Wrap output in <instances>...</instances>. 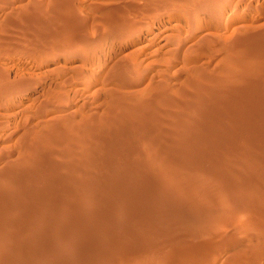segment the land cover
Returning a JSON list of instances; mask_svg holds the SVG:
<instances>
[{
	"label": "rangeland",
	"instance_id": "374dc122",
	"mask_svg": "<svg viewBox=\"0 0 264 264\" xmlns=\"http://www.w3.org/2000/svg\"><path fill=\"white\" fill-rule=\"evenodd\" d=\"M215 2L210 0H200L199 3L197 0H0V219L8 223L5 228L4 222L0 220L3 223H0V264H264L262 198L264 183L261 181L264 180L262 177L264 167L255 168L258 170L253 173L250 160L230 153L225 148L227 159L226 155L224 158V152L222 155L220 151L214 150L218 147L213 148L220 142L225 143V140H218L220 137L218 134H223L221 125L224 126L223 128L228 126L229 130L223 129L228 132L230 129L234 130L237 125H243V116L246 119L248 112L254 114L258 110L264 111V0H216ZM198 4L200 8L196 7ZM212 9L220 12V16L213 19ZM242 97L246 98L245 102H249H246L247 105L240 104L241 99L242 102L244 101ZM214 99L218 101L217 103L222 102V109L224 110L225 107V111L221 109V105L215 103ZM209 100L212 101V105L216 104L213 105L215 108L212 106L214 118H206L201 115L202 113L199 115L205 110V106H208ZM256 102L261 104V107ZM225 103L229 106L233 104V108L237 110L230 109L232 106L227 108V105H223ZM244 106L251 107L248 109ZM216 109L221 110L219 111L221 114L228 111L226 119L224 115L219 116ZM242 109L245 112L242 113ZM230 110L234 112L235 119L229 118ZM196 112L198 115H195ZM236 114L240 115L237 119ZM218 116L227 126L221 124L223 121L219 124ZM212 119L218 126L213 124ZM206 120L210 122L207 123L208 126ZM244 122L246 123L247 119ZM182 123L183 126L192 123L206 127H211L210 124H213L212 128L216 126L215 129L219 132L214 134L216 138L213 139L212 134L213 137L204 140V143H207L205 145L201 142L202 138L198 137L199 134L198 136H191L188 133L179 135L178 130ZM261 123L263 124L264 120ZM261 123L259 124L262 127L264 124ZM230 124L232 127L229 126ZM261 129L264 130V127ZM164 130L168 135H163ZM246 134L243 135L246 139L242 140L244 145H248L247 140L252 142L251 144L254 139L256 141L254 143L261 140L256 133L254 135L249 131ZM249 134L254 136L252 140ZM227 135L228 133L225 136ZM171 136L172 138L169 139ZM222 136L221 140L225 138ZM197 137L200 141H197L199 140ZM243 137L237 136L236 139L239 138L241 141ZM103 139L106 140L102 141ZM186 143H189V146L193 145L191 155L210 148L213 150L210 156H213V153L216 155L208 158L206 165L202 164L203 166L200 163L186 164L185 157H181L186 154L183 153ZM208 143L213 144L210 147ZM180 144L182 146H179ZM176 149L179 152H176ZM163 152L170 155L172 153L173 157L166 156V153L162 154ZM158 154L159 156H156ZM221 156L224 159H221ZM173 158L178 159L173 160ZM178 163L180 165L177 166ZM247 163L250 165L248 166ZM232 164L238 166L237 168L240 164L239 169H242L237 179H235L237 168L232 167ZM139 169L140 172H144V177L136 179V182L142 185L139 194H144L147 187L159 186L157 190L160 201L169 200L170 204L166 202L172 213L174 211L178 216H182L183 221L185 216V221L194 222L170 226L165 219L158 220V217L154 218L151 215L153 220L144 218L147 221L143 220L139 224L140 228L146 225V228H143L149 233L141 234L136 232L134 223L122 214L116 216L121 220L120 228L119 220L111 215L112 205L109 200L115 194L108 187H113L118 183L116 181L122 179H133L132 175L127 176L129 179L126 176L123 178L122 175L124 172L130 173L129 171L133 174ZM227 169H233V172L230 173L231 171ZM197 171L202 172L200 175L205 172V175L198 179L200 175ZM215 171L218 172V177L223 175L219 181ZM180 172L185 174L191 172L196 178H190L191 175L190 177L185 175L180 181L166 178L167 175H178ZM225 172H229L228 179H226L227 175L223 174ZM245 172L253 174L246 175ZM232 174L233 177L235 176L231 178V180L235 179L232 180L233 182L230 180ZM243 176L246 180L250 177L251 181L258 180L257 184L255 185L254 181L251 183L249 179L246 182ZM209 177L213 178L214 185L211 183L207 188L202 182L207 184ZM238 177L243 179L238 180ZM225 181L228 184L227 190H225V185L227 186ZM216 182H219L220 186H215L218 185ZM222 182L224 185L221 184ZM221 185L224 186V190ZM229 185L232 187L231 191ZM241 185H246L243 190ZM216 187L219 189L218 192ZM220 187L223 195L222 190L221 194L219 193ZM256 190L260 193L259 196L256 195L258 194ZM229 191H233L230 193L232 195L227 193ZM219 194L222 195L221 199ZM226 194L229 196L226 197ZM253 195L258 197L254 199L251 197ZM97 197L101 198L98 200ZM139 197L138 193L130 192L124 195L122 199L124 202H121L124 207L130 208ZM177 199H181V202L178 203ZM191 199L196 201L197 209ZM182 200H185V203ZM99 201L105 203L104 206L99 204ZM40 203L43 206L47 205L48 207L45 208L48 210L42 209ZM133 207H136V204ZM200 209L203 211L201 212ZM259 209L257 214L256 211ZM66 211H71L72 214ZM60 212L65 214L62 225L67 230L59 229L60 232L53 234L49 241L45 229L52 227L55 213L60 215L58 214ZM199 215H201L200 219ZM124 216L128 220L125 223ZM196 216L198 218H195ZM154 219H157V223ZM196 219H199V223L195 222ZM35 220L38 221L39 227L32 225ZM112 221L115 223L113 227ZM129 221L134 228L128 224ZM162 221L165 222V226L169 223L170 227H165ZM258 221L261 222V227ZM143 222L146 224L144 225ZM128 225L132 227L130 230L133 234L127 230ZM75 227L79 229L76 230ZM81 229L89 233L85 236L80 232ZM169 232L172 234L175 232L174 236ZM59 233L65 234L69 240L65 243L60 242ZM174 237L177 240L173 239ZM109 238L115 239L117 243L114 244L115 242ZM97 240L99 242L96 243ZM52 242L56 245L54 248L51 247ZM120 242L123 244L118 246ZM110 243L113 247H110L112 245ZM45 255L50 256L48 258Z\"/></svg>",
	"mask_w": 264,
	"mask_h": 264
},
{
	"label": "bare ground",
	"instance_id": "6f19581e",
	"mask_svg": "<svg viewBox=\"0 0 264 264\" xmlns=\"http://www.w3.org/2000/svg\"><path fill=\"white\" fill-rule=\"evenodd\" d=\"M191 1H192V0H191ZM194 1H195V0H194ZM210 1L215 2L216 0H210ZM197 2L199 3L200 0H199V1L197 0ZM203 2L205 3L206 1H203ZM203 2H202V3H203ZM187 3H188V2H187ZM192 3H194V2H192ZM204 3H203V4H204ZM215 3H217V2H215ZM218 3H219V1H218ZM189 4H191V2H190ZM195 4H196V3H195ZM200 4H201V3H200ZM191 6H192V5H191ZM191 6H189V7H191ZM249 6H250V5H249ZM196 7H199V8H200V5L198 4V6H196ZM192 8H194V6H192ZM197 10H198V9H197ZM200 10H201V9H200ZM202 10H203V9H202ZM195 12H196V11H195ZM199 12H201V11H199ZM203 12H204V11H203ZM206 13H207V12H206ZM210 14H211V13H210ZM60 15H61V14H60ZM202 15H203V14H202ZM202 15H201V16H202ZM208 16H210V15H208ZM219 16H220V12H216L215 9H212V18L214 19L215 17H219ZM43 17H44V16H43ZM210 17H211V16H210ZM34 19H35V18H34ZM242 22H243V21H242ZM255 40H256V39H255ZM257 42H258V41H257ZM258 44H259V43H258ZM256 45H257V44H256ZM239 66H240V65H239ZM245 67H246V66H245ZM252 68H253V67H252ZM234 69H235V68H234ZM238 70H239V69H238ZM233 72H234V71H233ZM229 74H230V73H229ZM247 74H248V73H247ZM222 75H223V73H222ZM257 77H258V76H257ZM236 78H237V77H236ZM201 80H202V79H201ZM232 80H233V79H232ZM237 80H238V79H237ZM220 81H221V80H220ZM234 81H235V80H234ZM246 84H247V83H246ZM246 84H245V85H246ZM226 85H227V84H226ZM224 87H225V86H224ZM236 87H237V86H236ZM243 88H244V87H243ZM252 88H256V87H252ZM257 88H258V87H257ZM213 89H214V88H213ZM216 89H218V88H216ZM226 89H227V88H226ZM239 89H240V88H239ZM246 89H247V88H246ZM157 91H158V90H157ZM223 91H224V89H223ZM232 91H233V90H232ZM236 91H237V90H236ZM245 91H246V90H245ZM247 91H248V90H247ZM215 92H216V91H215ZM219 92H220V91H219ZM228 92H229V91H228ZM234 92H235V91H234ZM250 92H251V91H250ZM216 93H217V92H216ZM235 93H236V92H235ZM246 93H247V92H246ZM260 93H261V92H260ZM165 94H166V93H165ZM212 94H215V93L212 92ZM219 94H220V93H219ZM256 94H257V93H256ZM238 95H239V92H238ZM206 96H207V95H206ZM214 96H215V95H214ZM214 96H213V97H214ZM241 96H243V95H241ZM248 96L250 97V95H248ZM251 96H252V95H251ZM199 97H201V96H199ZM231 97H232V96H231ZM233 97H234V96H233ZM245 97H246V96H245ZM168 98H169V97H168ZM196 98H197V97H196ZM206 98H208V97H206ZM206 98H205V99H206ZM223 98H224V97H223ZM242 98H243V97H242ZM251 98H252V97H251ZM260 98H261V97H260ZM160 99H161V98H160ZM162 99H163V98H162ZM216 99H217V98H216ZM231 99H232V98H231ZM243 99H244V101L242 102V99H241V103H240V104H242V106L245 105L246 102H247V101L245 102L246 98H243ZM263 99H264V98H263ZM201 100H202V98H201ZM203 100H204V99H203ZM203 100H202V101H203ZM206 100H207V99H206ZM206 100H205V101H206ZM210 100H212V97L210 98ZM210 100H209V101H210ZM214 100H215V99H214ZM217 100H218V99H217ZM220 100H221V99H220ZM226 100H227V99H226ZM209 101H208V102H209ZM255 101H256V100H255ZM203 102H204V101H203ZM217 102H218V101H217ZM217 102H216V100H215V103H216L217 105L219 104V106H220L221 103H222L221 101H220V103H217ZM260 102H262V101H260ZM215 103H214L213 105H216ZM230 103H231V101H230ZM247 103H249V102H247ZM257 103H258V102H256V104H257ZM192 104H193V103H192ZM207 104H208V106L206 105V106H205V110H202V111L199 113V115L202 113V114H201L202 116H205L206 118H208V117L211 118V117H213V115H212V110H214V109L212 108V106H213V105H212V101H210V103H207ZM240 104H239V105H240ZM250 104H251V103H250ZM254 104H255V103H254ZM263 104H264V102H263ZM140 105H142V104L140 103ZM189 105H190V104H189ZM223 105H225V106L227 105V108H228V106H229V105L226 104V103L223 104ZM232 105H233V104H232ZM232 105H230V106H232ZM246 105H247V104H246ZM251 105H252V104H251ZM258 105H259V103H258ZM258 105H256V106H257L258 108H260V107H261V106H260L261 104L259 105L260 107H259ZM130 106H131V105H130ZM174 106H175V105H174ZM181 106H182V105H181ZM230 106H229V107H230ZM242 106H241V107H242ZM256 106H255V107H256ZM121 107H122V106H121ZM190 107H191V106H190ZM195 107H197V106L195 105ZM195 107H193V108H195ZM213 107H214V106H213ZM233 107H234V106L230 107V109H232ZM236 107H237V105H236ZM244 107H245V106H244ZM246 107H248V106H246ZM246 107H245V108H246ZM250 107H251V106H250ZM250 107H248V109H249ZM253 107H254V106H253ZM255 107H254V108H255ZM263 107H264V106H263ZM125 108H126V107H125ZM184 108H185V107H184ZM214 108H215V107H214ZM216 108H217V107H216ZM239 108H240V107H239ZM245 108H243V109L245 110ZM168 109H169V108H168ZM175 109H176V108H175ZM187 109H188V108H187ZM198 109H200V108H198ZM202 109H203V108H202ZM221 109H222V105H221ZM234 109H236V108H233V110H234ZM240 109H241V108H240ZM243 109H242V113L245 112V111H243ZM252 109H253V108H252ZM263 109H264V108H263ZM116 110H117V109H116ZM155 110H156V109H155ZM182 110H183V108H182ZM185 110H186V109H185ZM191 110H193V109H191ZM194 110H195V109H194ZM200 110H201V109H200ZM222 110H223V109H222ZM226 110H229V109H226ZM236 110H237V109H236ZM236 110H235V111H236ZM253 110H254V109H253ZM195 111H196V110H195ZM219 111H221V110H219ZM219 111H217V109H216V112H219ZM223 111H225V107H224V110H223ZM246 111H250V110H247V109H246ZM251 111H252V110H251ZM251 111H250V112H251ZM142 112H143V111H142ZM164 112H165V111H164ZM198 112H199V111H198ZM227 112H228V111H227ZM227 112H223V114H221V113L219 112V113H217V114H220L219 116H221V115L223 116V115H224V117H225V119H226V116H227L226 113H227ZM124 113H125V112H124ZM155 113H156V112H155ZM158 113H159V112H158ZM181 113H182V112H181ZM190 113H191V112H190ZM214 113H215V112H214ZM224 113H225V114H224ZM230 113H231V116L229 115L230 117H229V116H228V117H229L230 119H231V118H234V119H235L234 112H233L232 110H230ZM235 113H236V112H235ZM252 113H253V112H252ZM255 113H256V114H255ZM255 113H254V114H251V113L249 114V112H248V114H247L246 117H245V118L247 119V122H246V123L244 122V121H246V119H244V116H243V120H242V121H243V125H240V126L237 125L238 127L235 126V127H234L235 129H234V130H233V129H230V131L233 130L231 133H230V131H228V132H227V131H226V132L224 131L225 128L228 129V128H227L228 126L226 125V122L223 121L222 119H220V117L218 116V117H219L218 119L220 120V121L218 120V121H219V124L221 123V121H223V123H221V124L227 126V127H225V128H223L224 126H222V125L220 126V129L222 128V131H221V132L223 133V134H222L223 136H225L226 133H228V135L225 136V138H224L223 140H221L222 138L220 139V137H221L222 135L218 134L219 131H217V129H215L216 126H214V128H212V127H213V126H212L213 124H216V125H217V123H214L215 121H213V119H212L213 124H210L211 127L200 126V125H196V124L193 125L192 123L188 124L189 126H188V125H187V126H186V125L183 126V123H182V126H180V128H179V130H178V133H179V135H184V134H187V133H188V134H190L191 136H192V135H196V136H198V134H199L200 136H198V137L202 138L203 141L201 140V142H202L203 144H205V145H207V143H206V142L204 143V140H206V139L208 140V138L213 137L214 134L217 133L218 136H220L218 140H219V141H224V140H225L226 145H225L224 142H222V143L220 142V143H218V145L221 144V146H220V145H219V146H218V145L214 146L213 148L218 147V148H215L214 150H215V151H216V150H217V151H220V153L222 154V152H224V151L226 152V150H225V148H226L230 153H235V154L241 155L242 157H244V159L246 158V159L250 160L251 163H252L250 167L253 168V170H254L253 173H255V171H257V170L259 169L260 166H261V167H262V166L264 167V138H263L264 135H262V133L264 134V130L261 129L262 127H264V125H263L264 123H263V124L261 123V122H263V120H264V111H259V110H258V111H255ZM118 114H119V113H118ZM196 114L198 115L197 112L195 113V115H196ZM217 114L215 115L216 117H217ZM238 114H239V113H238ZM245 114H246V113H245ZM245 114H243V115H245ZM109 115H110V114H109ZM145 115H146V114H145ZM177 115H178V114H177ZM187 115H188V114H187ZM187 115H186V116H187ZM236 115H237V114H236ZM178 116H179V115H178ZM238 116H240V115H237L236 119L238 118ZM112 117H113V116H112ZM188 117H189V115H188ZM188 117H187V119H188ZM205 117H203V118L205 119ZM224 117H223V118H224ZM228 117H227V118H228ZM148 118H149V117H148ZM182 118H183V117H182ZM182 118H181V119H182ZM193 118H195V117H193ZM210 118H209V119H210ZM213 118H214V117H213ZM241 118H242V117H241ZM241 118H240V119H241ZM103 119H104V118H103ZM134 119H135V118H134ZM179 119H180V118H179ZM209 119H208V120H209ZM215 119H217V118H215ZM230 119H229V120H230ZM59 120H60V119H59ZM111 120H112V119H111ZM192 120H193V119H192ZM208 120H206V124H207V123H210ZM229 120H228V121H229ZM107 121H108V120H107ZM126 121H127V120H126ZM164 121H165V120H164ZM194 121H195V120H194ZM207 121H208V122H207ZM210 121H211V119H210ZM226 121H227V120H226ZM235 121H237V120H235ZM240 121H241V120H240ZM240 121H239V124H240ZM103 122H104V121H103ZM152 122H154V121H152ZM174 122H175V121H174ZM174 122H173V123H174ZM180 122H181V121H180ZM184 122H185V121H184ZM190 122H191V120H190ZM200 122H201V121H200ZM203 122H204V120L202 121V123H203ZM216 122H217V120H216ZM230 122H231V121H230ZM232 122H233L232 124H233V126H234V121H232ZM129 123H130V122H129ZM140 123L142 124V122H140ZM178 123H179V122H178ZM178 123H177V124H178ZM244 123H245V124H244ZM259 123H261V125H263V126L261 127ZM132 124H133V123H132ZM132 124H131V125H132ZM141 124H140V125H141ZM143 124H144V122H143ZM148 124H149V123H148ZM184 124H186V123H184ZM199 124H200V123H199ZM204 124H205V123H203V125H204ZM232 124H230L229 126L232 127ZM235 124H238V123H235ZM97 125H98V124H97ZM208 125H209V124H207V126H208ZM111 126H112V125H111ZM123 126H124V125H123ZM144 126H145V125H144ZM217 126H218V125H217ZM88 127H89V126H88ZM145 127H146V126H145ZM162 127H163V126H162ZM165 127H166V126H165ZM171 127H172V125H171ZM173 127H174V126H173ZM105 128H106V127H105ZM120 128H121V127H120ZM132 128H133V127H132ZM142 128H143V126H142ZM155 128H156V127H155ZM168 128H169V127H168ZM175 128H176V127H175ZM111 129H112V128H111ZM124 129H125V127H124ZM139 129H140V128H139ZM139 129H138V131H139ZM171 129H172V128H171ZM212 129H213V130H212ZM218 129H219V127H218ZM223 129H224V130H223ZM107 130H108V129H107ZM141 130H143V129H141ZM150 130H151V129H150ZM155 130H156V129H155ZM157 130H159V129H157ZM168 130H169V129H168ZM190 130H191V131H190ZM228 130H229V129H228ZM117 131H118V130H117ZM134 131H135V130H134ZM152 131H153V130H152ZM164 131H165V130H164ZM174 131H175V130H174ZM174 131H173V132H174ZM176 131H177V130H176ZM215 131H217V132H215ZM249 131H251L252 134H254V135H255V133H256V136H257V134H258V137L261 138V140L258 142V140L256 139V140H257V143H254V141H255V139H254L253 144H251L252 142H248L249 140H247L246 144L248 143V145H244L243 141L246 139V137H243V135L246 134V133H248ZM141 132H143V131H141ZM146 132H147V131H146ZM221 132H220V133H221ZM64 133H65V132H64ZM104 133H105V132H104ZM129 133H130V132H129ZM148 133H151V132H148ZM165 133H166V131H165ZM165 133L163 134L164 136H165V135H168L167 133H166V134H165ZM174 133H177V132H174ZM178 133H177V134H178ZM50 134H51V133H50ZM87 134H88V133H87ZM118 134H119V133H118ZM133 134H134V133H133ZM135 134H136V133H135ZM135 134H134V135H135ZM138 134H139V133H138ZM141 134H142V133H141ZM141 134H139V135H141ZM143 134H144V133H143ZM169 134H170V133H169ZM212 134H213V136H212ZM224 134H225V135H224ZM252 134H251V135H252ZM62 135H63V134H62ZM103 135H104V134H103ZM106 135H107V134H106ZM136 135H137V134H136ZM163 135H162V136H163ZM170 135H171V134H170ZM179 135H177V136H179ZM246 135H248V134H246ZM249 135H250V134H249ZM251 135H250V136H251ZM260 135H261V137H260ZM79 136H80V134H79ZM82 136H83V135H82ZM97 136H98V135H97ZM99 136H100V135H99ZM119 136H120V135H119ZM119 136H118V137H119ZM153 136H154V135H153ZM156 136H158V135L156 134ZM162 136H161V137H162ZM172 136H173V135H172ZM172 136H171L169 139H171ZM174 136H176V135H174ZM196 136H194V139H195ZM223 136H222V137H223ZM237 136H238V137H243L244 139L241 138V141H239V140H240L239 138L236 139ZM244 136H245V135H244ZM51 137H52V136H51ZM102 137H103V136H102ZM113 137H114V136H113ZM131 137H132V136H131ZM131 137H130V138H131ZM136 137H137V136H136ZM141 137H142V136H141ZM180 137H181V136H180ZM180 137H179V139H180ZM187 137H188V135H187ZM187 137H186V138H187ZM198 137H197V139H199ZM248 137H249V136H248ZM66 138H67V137H66ZM72 138H74V137H72ZM105 138H106V137H105ZM148 138H149V137H148ZM153 138H154V137H152V139H153ZM214 138H216V137L214 136L213 139H214ZM249 138H250V139H251V138L253 139L254 136H253V137L251 136V137H249ZM259 138H258V139H259ZM54 139H55V138H54ZM86 139H87V138H86ZM88 139H89V138H88ZM91 139H92V138H91ZM99 139H100V138H99ZM115 139H116V138H115ZM121 139H122V138H121ZM133 139H134V138H133ZM133 139H132V140H133ZM140 139H141V138H140ZM155 139H156V138H155ZM173 139H174V138H173ZM197 139H196V140H197ZM247 139H248V138H247ZM252 139H251V140H252ZM75 140H76V139H75ZM95 140H96V139H95ZM104 140H106V139H103L102 141H104ZM141 140H142V139H141ZM166 140H167V139H166ZM190 140L192 141V139H190ZM210 140H211V139H210ZM242 140H243V141H242ZM251 140H250V141H251ZM70 141H71V140H70ZM82 141H83V140H82ZM98 141L100 142V140H98ZM109 141H110V140H109ZM133 141H134V140H133ZM133 141H132V142H133ZM173 141H174V140H173ZM182 141H183V140H182ZM197 141H200V139L197 140ZM211 141H212V140H211ZM233 141H235V142H233ZM86 142H87V141H86ZM107 142H108V141H107ZM114 142H115V141H114ZM128 142H129V141H128ZM128 142H127V143H128ZM137 142H138V141H137ZM142 142H143V141H142ZM166 142H167V141H166ZM166 142H164V143H166ZM183 142L185 143L186 141H183ZM183 142H182V143L180 142V143L183 144ZM188 142H189V140H188ZM201 142H200V143H201ZM255 142H256V141H255ZM78 143H79V142H78ZM90 143H91V142H90ZM96 143H97V142H96ZM125 143H126V142H125ZM169 143H170V141H169ZM171 143H172V141H171ZM175 143H176V141H175ZM192 143H193V142H192ZM194 143H198V142H194ZM223 143H224V145H223ZM227 143H228V144H227ZM249 143H250L251 145H250ZM73 144H74V142H73ZM86 144H88V143H86ZM94 144H95V143H94ZM104 144L106 145V143H104ZM108 144H109V143H108ZM114 144H115V143H114ZM130 144H131V143H130ZM135 144H136V143H135ZM140 144H141V143H140ZM155 144H157V143H155ZM160 144H161V142H160ZM181 144H180L179 146H182ZM186 144H187V143H186ZM186 144H185V145H186ZM188 144H189V143H188ZM188 144H187V145H188ZM203 144H202V145H203ZM212 144H213V143H211V145H212ZM24 145H25V144H24ZM77 145H79V144H77ZM95 145H96V144H95ZM98 145H99V144H98ZM121 145H122V143H121ZM174 145H175V144H174ZM177 145H178V144H177ZM187 145L184 146V152H183L184 154H185V153H186V154L183 155V156L181 155L182 158L185 157V161H184V162H185V163L187 162L186 164L200 163V164L202 165V164H205V163L207 162V160L210 159V157H213V156L216 155V154L213 153V156H210V155H211V150H212V148H210V149H205V150L202 148L203 150L200 149V150H202V151H200L199 153L196 152V153H197L196 155H194V154L191 155V154L193 153V152H191V150H192V148H193V145H192V144H191L190 146H189V145L187 146ZM197 145H198V144H196V146H197ZM202 145H201V146H202ZM208 145H209V143H208ZM211 145H209V146L211 147ZM61 146H62V145H61ZM111 146H112V145H111ZM128 146H129V145H128ZM152 146H153V145H152ZM158 146H159V145H158ZM164 146H165V145H164ZM166 146H167V145H166ZM209 146H208V147H209ZM59 147H60V146H59ZM64 147H65V146H64ZM102 147H103V143H102ZM117 147H118V146H117ZM120 147H121V146H120ZM161 147H162V146H161ZM169 147H170V146H169ZM175 147H176V146H175ZM197 147H198V146H197ZM202 147H204V146H202ZM47 148H48V147H47ZM67 148H68V147H67ZM95 148H96V147H95ZM108 148H110V147L108 146ZM165 148H166V147H165ZM167 148H168V147H167ZM173 148H174V147H173ZM173 148H172V149H173ZM199 148H200V147H199ZM223 148H224V150H223ZM92 149H93V148H92ZM92 149H91V150H92ZM102 149H103V148H102ZM121 149H122V148H121ZM121 149H120V150H121ZM154 149H155V148H154ZM163 149H164V148H163ZM169 149H170V148H169ZM172 149H171V150H172ZM174 149H175V148H174ZM182 149H183V148H182ZM221 149H222L223 151H222ZM51 150H52V149H51ZM60 150H62V149H60ZM71 150H72V149H71ZM103 150H104V149H103ZM106 150H107V149H106ZM108 150H109V149H108ZM160 150H161V149H160ZM179 150H180V149H179ZM195 150H196V149H195ZM53 151H54V150H53ZM56 151H57V150H56ZM115 151H116V150H115ZM134 151H135V150H134ZM155 151H156V150H155ZM167 151H168V150H167ZM215 151H214V152H215ZM217 151H216V152H217ZM74 152H75V151H74ZM104 152H105V151H104ZM106 152H107V151H106ZM176 152H179V151H177V149H176ZM181 152H182V151H181ZM212 152H213V150H212ZM225 152H224V158H225V155L227 154V153L225 154ZM19 153H20V152H19ZM55 153H56V152H55ZM81 153H82V152H81ZM85 153H86V152H85ZM90 153H91V152H90ZM115 153H116V152H115ZM158 153H159V152H158ZM164 153H166V152H163L162 154H164ZM194 153H195V152H194ZM218 153H219V152H218ZM230 153H228V154L230 155ZM58 154H59V153H58ZM95 154H96V153H95ZM98 154H99V153H98ZM137 154H138V152H137ZM156 154H157V153H156ZM159 154H160V153H159ZM159 154L156 155V156H159ZM176 154H177V153H176ZM221 154H220V155H221ZM54 155H55V154H54ZM60 155H61V154H60ZM105 155H106V154H105ZM141 155H142V154H141ZM167 155H170V154H169V153H166V156H167ZM171 155H172V153H171ZM171 155H170V156H171ZM174 155H175V154H174ZM177 155H178V154H177ZM217 155L220 156L219 154H217ZM222 155H223V154H222ZM26 156H27V155H26ZM61 156H62V155H61ZM97 156H98V155H97ZM103 156H104V155H103ZM109 156H110V155H109ZM139 156H140V155H139ZM175 156H176V155H175ZM175 156H174V157H175ZM179 156H180V154H179ZM226 156H227V155H226ZM75 157H76V156H75ZM80 157H81V156H80ZM123 157H124V156H123ZM135 157H136V156H134V158H135ZM149 157H150V156H149ZM162 157H163V156H162ZM171 157H173V156H171ZM221 157H222V156H221ZM221 157H217V158L220 159ZM91 158H92V157H91ZM132 158H133V157H132ZM208 158H209V159H208ZM224 158L222 157L221 159H224ZM230 158L232 159V157H229V159H230ZM233 158H234V157H233ZM30 159H31V158H30ZM74 159H75V158H74ZM136 159H137V158H136ZM176 159H178V158H176ZM176 159L173 158V160H176ZM227 159H228V156H227ZM234 159H237V158H234ZM125 160H126V159H125ZM137 160H139V159H137ZM164 160H165V159H164ZM164 160H163V162H165ZM166 160H167V158H166ZM171 160H172V159H171ZM171 160L169 159V161H171ZM182 160H184V159H182ZM239 160H240V159H239ZM24 161H25V160H24ZM95 161H96V160H95ZM151 161H152V160H151ZM153 161H154V160H153ZM159 161H160V160H159ZM167 161H168V160H167ZM167 161H166V163H167ZM179 161H181V160H178V162H179ZM229 161H231V160H229ZM237 161H238V160H237ZM240 161H241V160H240ZM29 162H30V161H29ZM90 162H91V161H90ZM133 162H134V161H133ZM171 162H174V161H171ZM176 162H177V161H176ZM210 162H211V161H210ZM218 162H219V160H218ZM231 162H232V161H231ZM231 162H230V163H231ZM86 163H87V162H86ZM104 163H105V162H104ZM131 163H132V162H131ZM137 163H138V162H137ZM180 163H181V162H180ZM47 164H48V163H47ZM163 164H164V163H163ZM183 164H184V163H183ZM208 164H209V163H208ZM242 164H243V163H242ZM247 164H248V166L250 165L249 163H247ZM41 165H42V164H41ZM120 165H121V163H120ZM136 165H137V164H136ZM145 165H146V164H145ZM168 165H169V164H168ZM174 165H175V164H174ZM178 165H180V164L178 163L177 166H178ZM197 165H198V164H197ZM201 165H200V166H201ZM205 165H206V164H205ZM210 165H211V163H210ZM214 165H215V164H214ZM224 165H226V164H224ZM230 165H231V164H230ZM230 165H229V166H230ZM237 165H238V164H237ZM28 166H29V165H28ZM28 166H27V167H28ZM62 166H63V165H62ZM92 166H93V164H92ZM109 166H110V165H109ZM121 166H122V165H121ZM123 166H124V164H123ZM159 166H160V164H159ZM175 166H176V165H175ZM202 166H203V165H202ZM233 166L236 167V168L238 167V166H235V164H234V165L232 164V167H233ZM242 166L244 167V165H242ZM245 166L247 167V165H245ZM80 167H81V166H80ZM99 167H100V166H99ZM102 167H103V166H102ZM127 167H128V166H127ZM134 167H135V166H134ZM142 167H143V166H142ZM165 167H166V166H165ZM165 167H164V170H165ZM173 167H174V166H173ZM211 167H212V166H211ZM213 167L215 168L216 166H213ZM232 167H231V168H232ZM246 167H245V168H246ZM250 167H249V168H250ZM257 167H258V169L255 170V168H257ZM30 168H31V167H30ZM50 168H51V165H50ZM77 168H79V167H77ZM89 168H90V167H89ZM115 168H116V167H115ZM129 168H130V167H129ZM137 168H138V167H137ZM143 168H144V167H143ZM208 168H210V167H208ZM208 168H206V169L204 168V169L207 170ZM217 168H218V167H217ZM217 168H216V169H217ZM227 168H228V167H227ZM229 168H230V167H229ZM236 168H233V169L235 170ZM239 168H240V164H239ZM239 168H237L236 171H235V173H236V175H235L236 178H235V179H237V176H239V175L242 173V169H239ZM245 168H244V169H245ZM249 168H248V169H249ZM251 168H250V169H251ZM19 169H20V168H19ZM86 169H87V168H86ZM99 169H100V168H99ZM159 169H160V168H159ZM162 169H163V168H162ZM204 169H203V170H204ZM210 169H211V168H210ZM210 169H209V171H210ZM216 169H215V170H216ZM222 169H224V168L222 167ZM233 169H231V170H230V169H227V170H229V172L231 171L230 173H232V172H233ZM262 169H263V168H262ZM262 169H261V170H262ZM2 170H3V169H2ZM5 170H6V169H5ZM121 170H123V169H121ZM141 170H142V169H141ZM143 170H144V169H143ZM201 170H202V169H201ZM201 170H200V171H201ZM253 170H252V171H253ZM37 171H38V170H37ZM37 171H36V172H37ZM74 171H75V170H74ZM77 171H78V170H77ZM79 171H80V170H79ZM92 171H93V170H92ZM95 171H97V170H95ZM98 171H99V170H98ZM123 171H124V170H123ZM181 171H182V170H181ZM198 171H199V170H198ZM198 171H197V173H199ZM245 171L248 172V170H246V169H245ZM11 172H12V171H11ZM83 172H84V171H83ZM110 172H111V171H110ZM116 172H118V171H116ZM129 172L132 173L131 171H129ZM145 172H146V171H145ZM211 172H214V170L211 169ZM226 172H227V171H226ZM226 172L223 173V174H226V175H227V176L225 175V176L227 177L226 179H228V176H229L228 173H229V172H228V173H226ZM250 172H251V170H250ZM38 173H39V172H38ZM89 173H90V172H89ZM130 173H125V172H124L123 175H122V177L125 178L124 176L127 177V176H129V175H132V178H133V176H134L133 179H130V180H124V179H122L121 181H116V182H118V183H117L116 185H113V187H110V186L108 187V188L111 189V191H113L114 194H115V196H114L111 200H109V202H110L111 205H112V209H111V210H112V213H111V215L113 216V218L116 217V216H119V215L124 214V215L127 216V218L131 221V223H134V226H136V227H135L136 232H139V233H141V234H143V233H144V234H148V233H149V231H148L147 229H144V228H146V225H145L146 223H144V222H145V220L147 221V219L144 220V218H148V219H150V220H153V219L150 217L151 215H153L152 217H154V218H155V217H156V218L158 217V220H159L160 218H162L163 220L165 219V221H167V222L170 223V224L168 223L170 226H172V225H174V224L177 225V226H178L179 224L182 225V223L184 224V222H189L190 224H192V223L194 222V221H193V222L191 223V222H190L191 220H190V221H189V220H188V221H185V216H184V221H183V217H182V216H181V217H182V218H181L180 216H178V214L174 213V211H173V213H172L171 209L169 208V205L167 204V202H168V203L170 202L169 200H166L167 202H166L165 200H163V202L160 201V196L158 195V190H159L158 187H159V186H157V187H154V186H153V187H147L146 192H145V193L143 192L144 194H142V193H141L142 195L139 194V192L141 191V190H140V189H141L140 187H141L142 185L139 184L140 182H139V183L136 182V179L141 178V177H144V172H140V169H139L138 172H135V171H134L133 174H130ZM146 173H147V172H146ZM188 173H189V172H188ZM188 173L185 174V173H181V172H180V174H178V175H167L166 178H169V180H171V179H176V180H179V181H180L182 178H184L185 175H187L188 177H190V175H191L190 178H192V177H193L194 179L196 178V177H195L196 175H192L191 172H190V174H188ZM194 173H195V172H194ZM194 173H193V174H194ZM200 173H202V172H200ZM200 173H199V175H200ZM204 173H205V172H204ZM204 173L201 174L200 177L197 176L198 179H199V178H202V175H205ZM206 173H207V172H206ZM208 173H210V172H208ZM253 173H252V174H253ZM263 173H264V172H263ZM16 174H17V173H16ZM102 174H103V173H102ZM118 174H119V173H118ZM121 174H122V173H120V176H121ZM195 174H196V173H195ZM210 174H211V173H210ZM210 174H209V175H210ZM215 174H217V175H215L216 177L219 176V175H218V172H216V171H215ZM219 174H220V173H219ZM243 174H244V172H243ZM243 174H242V175H243ZM245 174H246V172H245ZM247 174H251V173H247ZM247 174H246V175H247ZM252 174H251V175H252ZM70 175H71V174H70ZM85 175H86V174H85ZM104 175H105V174H104ZM233 175H234V174H232V177H231V175H230V180H231V178H234V177H235V176L233 177ZM242 175H241V176H242ZM246 175H245V176H246ZM251 175H250V176H251ZM254 175H255V174H254ZM33 176H34V175H33ZM37 176H38V175H37ZM83 176H84V175H83ZM211 176H212V175H211ZM248 176H249V175H248ZM248 176H247V177H248ZM86 177H87V176H86ZM129 177H130V176H129ZM129 177H127V178L129 179ZM203 177H205V176H203ZM206 177H207V176H206ZM213 177H214V176H213ZM221 177H223V175H220V177L217 178V179H218L217 181H219V178H221ZM243 177H244V176H243ZM252 177H253V176H252ZM262 177H264V176H262ZM262 177H260V178L262 179ZM48 178H49V177H48ZM72 178H73V177H72ZM105 178H106V177H105ZM108 178H109V177H108ZM209 178H210V177H209ZM224 178H225V177H224ZM224 178H222V179H224ZM240 178H241V177H240ZM240 178L238 177V180H239ZM244 178H245V177H244ZM253 178L257 179L255 176H254ZM14 179H15V178H14ZM79 179H80V178H79ZM86 179H87V178H86ZM96 179H97V178H96ZM194 179H193V180H194ZM206 179H207V178H206ZM212 179H213V178H210V180H209V182H207V184H204V183L202 182L203 186L209 188V187H210V184H211V183L213 184V181H214V180H212ZM215 179H216V178H215ZM235 179H232V180L235 181ZM241 179H243V178H241ZM241 179H240V180H241ZM248 179H249V178H248ZM248 179H247V180H248ZM250 179L252 180L251 177H250ZM250 179H249V181H251ZM261 179H260V180H261ZM90 180H91V179H90ZM94 180H95V179H94ZM183 180H184V179H183ZM189 180H190V179H189ZM193 180H192V181H193ZM211 180H212V181H211ZM224 180H225V179H224ZM232 180H231V181H232ZM245 180H246V178H245ZM247 180H246V182H247ZM16 181H17V180H16ZM164 181H166V180H164ZM194 181L197 182V180H194ZM202 181H203V180H202ZM221 181H222V180L220 179V182H221ZM253 181H254V180H253ZM253 181H251V183H253ZM255 181H256V180H255ZM255 181H254V184L256 185L258 180L256 181V183H255ZM261 181H263V183H264V180H263V179H262ZM261 181H260V182H261ZM3 182H4V181H3ZM37 182H38V181H37ZM45 182H46V181H45ZM100 182H101V181H100ZM102 182H103V181H102ZM116 182H114V183H116ZM168 182H169V181H168ZM225 182H226V181H225ZM228 182L231 184L230 181H228ZM232 182H233V181H232ZM239 182H240V181H239ZM103 183H104V182H103ZM110 183H111V181H110ZM142 183H143V182H142ZM154 183H156V182H154ZM179 183H181V182H179ZM188 183H189V182H188ZM205 183H206V182H205ZM216 183H217V182H216ZM218 183H219V182H218ZM218 183H217V184H218ZM223 183H224V182H222L221 184L224 185ZM234 183H235V182H234ZM241 183H242V181H241ZM244 183H245V182H244ZM244 183H243V184H244ZM258 183H259V182H258ZM1 184H2V183H1ZM174 184H175V182H174ZM225 184H227V182H226ZM254 184H253V185H254ZM261 184H262V183H261ZM20 185H21V184H20ZM140 185H141V186H140ZM158 185H159V184H158ZM169 185H170V184H169ZM186 185L188 186V184H186ZM190 185L192 186V182H191ZM213 185H214V184H213ZM222 185H221V187H222L223 190H224V186H222ZM246 185H247V184H246ZM246 185H243V186L241 185V186H242V190H243V188H244ZM250 185H251V184H250ZM253 185H252V186H253ZM258 185H259V184H258ZM262 185H263V184H262ZM176 186H178V185H176ZM187 186H186V187H187ZM193 186H195L194 183H193ZM198 186H199V185H198ZM208 186H209V187H208ZM215 186H220V184H218V185L215 184ZM229 186H230V185H229ZM231 186H232V187L234 186L233 183H232ZM231 186H230L231 189H229L230 191L232 190V187H231ZM73 187H74V186H73ZM143 187H145V186H143ZM166 187H167V186H166ZM181 187H182V186H181ZM221 187H220V192H219L220 194H221V190H222ZM259 187H260V185H259ZM19 188H20V187H19ZM23 188H24V187H23ZM188 188H189V186H188ZM191 188H192V187H191ZM194 188H195V187H194ZM198 188H199V187H198ZM200 188H201V186H200ZM200 188H199V189H200ZM235 188H236V187H235ZM235 188H234V189H235ZM239 188H240V187H239ZM246 188H247V187H246ZM91 189H92V188H91ZM157 189H158V190H157ZM214 189H215V188H214ZM227 189H228V184H227V186L225 185V190H227ZM234 189H233V191H235ZM257 189H259V188L257 187ZM17 190H18V189H17ZM31 190H32V189H31ZM107 190H108V189H107ZM177 190H178V187H177ZM200 190H201V189H200ZM202 190H203V189H202ZM209 190H210V189H209ZM216 190H217V191H216ZM216 190H215V191L218 192L219 189H217V187H216ZM223 190H222V195H223ZM237 190H238V189H237ZM18 191H19V190H18ZM18 191H17V192H18ZM85 191L87 192L88 190L86 189ZM89 191H90V190H89ZM91 191H93V190H91ZM96 191H97V190H96ZM105 191H106V190H105ZM105 191H104V192H105ZM143 191H145V190L143 189ZM163 191H164V190H163ZM173 191H174V190H173ZM182 191H183V190H182ZM211 191H212V189H211ZM230 191L227 192V193L230 194V193L233 192V191H232V192H230ZM256 191H257V190H256ZM256 191H255V192H256ZM259 191H261V190H259ZM70 192H71V191H70ZM80 192H82V191H80ZM86 192H84V193L86 194ZM98 192H99V191H98ZM130 192L138 193V195H140V197L137 198L138 201L136 200L137 202H135L136 207H133V205H135V204H132V205H131L134 209H133L131 206H130V208H129V207L126 208V207L123 206V203H122V202H124V200L122 201L124 195L127 194V193L130 194ZM180 192H181V191H180ZM197 192H198V191H197ZM207 192H208V191H207ZM224 192H225V191H224ZM237 192H238V191H237ZM257 192H258V191H257ZM1 193H2V192H1ZM92 193H93V192H92ZM105 193H107V191H106ZM203 193H204V192H203ZM235 193H236V191H235ZM6 194H7V193H6ZM8 194H9V193H8ZM88 194H89V193H88ZM111 194H112V193H111ZM114 194H113V195H114ZM220 194H219V198H220V196H222V195H220ZM228 194H226V197H227ZM233 194H234V193H233ZM259 194H260V193L258 192V194H256V195L259 196ZM2 195H3V194H2ZM16 195H17V194H16ZM54 195H55V194H54ZM131 195H132V194H131ZM135 195H136V194H135ZM176 195H177V194H176ZM200 195H201V194H200ZM215 195H216V193H215ZM224 195H225V193H224ZM230 195H232V194H230ZM261 195H262V194H261ZM261 195H260V196H261ZM96 196H97V195H96ZM98 196H99V195H98ZM106 196H107V195H106ZM106 196H104V197H106ZM136 196H137V195H136ZM228 196H229V195H228ZM258 196H254V195H253V196H251V197H252V198L254 197V199H256V197H258ZM29 197H30V196H29ZM50 197H51V196H50ZM101 197H103V196H101ZM101 197H99V198H101ZM224 197H225V196H224ZM231 197H233V196H231ZM231 197H230V198H231ZM248 197H249V196H248ZM6 198H7V197H6ZM14 198H15V197H14ZM99 198L97 197L98 200H99ZM170 198H171V196H170ZM177 198H178V197H177ZM185 198H186V197H185ZM208 198H209V197H208ZM217 198H218V197H217ZM219 198H218V200H219ZM249 198H250V197H249ZM260 198H261V197H259V199H258V198H257V199L260 200ZM262 198H263V201H264V197H262ZM8 199H9V198H8ZM10 199H11V198H10ZM135 199H136V198H135ZM172 199H173V198H172ZM220 199H221V198H220ZM223 199H224V198H223ZM245 199H246V198H245ZM250 199H251V198H250ZM33 200H34V199H33ZM55 200H56V199H55ZM98 200L96 201V203L98 202ZM173 200H174V199H173ZM175 200H176V199H175ZM177 200H178V199H177ZM180 200H181V199H180ZM180 200H178V201H179L178 203L181 202ZM228 200H229V198H228ZM237 200H238V199H237ZM251 200H252V199H251ZM258 200H257V201H258ZM101 201H102V200H101ZM107 201H108V200H107ZM121 201H122V202H121ZM164 201H165V202H164ZM183 201H184V203H185V200H182V202H183ZM188 201H189V200H188ZM188 201H186V203H187ZM231 201H232V200H231ZM261 201H262V200H261ZM41 202H42V201H41ZM50 202H51V201H50ZM56 202H57V200H56ZM103 202H104V198H103ZM174 202H175V201H174ZM191 202H192V204L195 205L194 207H196V209H197V205L195 204L196 201L194 202V200L192 201V199H191ZM201 202H202V201H201ZM219 202H220V201H219ZM229 202H230V201H229ZM239 202H240V201H239ZM88 203H89V202H88ZM130 203H131V202H130ZM188 203H189V202H188ZM3 204H4V203H3ZM24 204H25V203H24ZM53 204H54V203H53ZM99 204H101V205L104 206L105 203L102 204V203H100V201H99ZM106 204H107V203H106ZM169 204H170V203H169ZM205 204H207V203L205 202ZM235 204H236V203H235ZM257 204H258V203H257ZM12 205H13V204H12ZM45 205H46V204H45ZM55 205H57V204H55ZM91 205H92V203H91ZM95 205H96V204H95ZM198 205H199V204H198ZM200 205H201V204H200ZM209 205H210V204H209ZM40 206L42 207V209H44L45 207H48L47 205H46V206H43L42 203H40ZM98 206H99V205H98ZM106 206H107V205H106ZM201 206H202V205H201ZM204 206H205V205H204ZM220 206H221V205H220ZM233 206H234V205H233ZM7 207H9V205H7ZM7 207H6V208H7ZM71 207H72V206H71ZM174 207H175V206H174ZM194 207H192V208H194ZM198 207H199V206H198ZM206 207H207V206H206ZM229 207H230V206H229ZM6 208H5V209H6ZM9 208H10V207H9ZM17 208H18V207H17ZM17 208H16V209H17ZM92 208H93V207H92ZM95 208H98V207H95ZM202 208H203V207H202ZM10 209H11V208H10ZM19 209H20V208H19ZM45 209H46V208H45ZM78 209H79V208H78ZM247 209H248V208H247ZM7 210H8V209H7ZM46 210H48V209H46ZM46 210H44V211H46ZM8 211H9V210H8ZM14 211H15V210H14ZM200 211H201V209H200ZM202 211H203V210H202ZM202 211H201V212H202ZM251 211H252V210H251ZM251 211H250V212H251ZM258 211H260V209L256 211L257 214H258ZM15 212H16V211H15ZM19 212H20V211H19ZM38 212H39V211H38ZM38 212H37V214H38ZM66 212H69V211H66ZM108 212H109V211H108ZM226 212H227V211H226ZM261 212H262V211H261ZM70 213H71V211L69 212V214H70ZM100 213H101V212H100ZM198 213H199V212H198ZM198 213H197V214H198ZM253 213H254V212H253ZM1 214H2V213H1ZM11 214H12V213H11ZM47 214H48V213H47ZM55 214H56V217H55V219H54V224H53L54 226L52 225V227H49V228L47 227V228L45 229V230H46L45 232H46V235H47V238L49 239V241H51L53 234L56 235V232H57V231L60 232L59 229H62V228L64 229V227H63V225H62V221H63L62 218L65 217V214H63V213L61 214V212L58 213V214H60V215H57V213H55ZM71 214H72V213H71ZM74 214H75V213H74ZM102 214H103V213H102ZM179 214H180V213H179ZM199 214H201V213H199ZM202 214H203V213H202ZM202 214H201V215H202ZM233 214H234V213H233ZM235 214H236V213H235ZM251 214H252V213H251ZM257 214H256V215H257ZM260 214H261V213H259V215H260ZM263 214H264V213H263ZM16 215H17V214H16ZM107 215H108V214H107ZM180 215H181V214H180ZM201 215L198 216L199 219H200V216H201ZM254 215H255V214H254ZM256 215H255V216H256ZM68 216H70V215H68ZM68 216H67V217H68ZM98 216H99V215L97 214V217H98ZM125 216H124V217H125ZM148 216H149V217H148ZM217 216H218V215H217ZM235 216H236V215H235ZM0 217H1V216H0ZM8 217H9V216H8ZM44 217H45V216H44ZM47 217H48V216H47ZM67 217H66V218H67ZM101 217H102V216H101ZM105 217H106V216H105ZM109 217H110V216H109ZM198 217L196 216L195 218H198ZM227 217H228V216H227ZM261 217H263V215H262ZM6 218H7V216H6ZM11 218H12V217H11ZM50 218H51V217H50ZM117 218H118V217H116V219H117ZM119 218H120V217H119ZM242 218H243V217H242ZM251 218H252V217H251ZM254 218H255V217H254ZM8 219H9V218H8ZM95 219H96V217H95ZM99 219H100V218H99ZM103 219H104V222H105V218H103ZM111 219H112V218H111ZM125 219H126V217H125ZM187 219H188V218H187ZM199 219H198V220H199ZM221 219H222V218H221ZM0 220H1V219H0ZM5 220H7V219H5ZM17 220H18V219H17ZM117 220H119V219H117ZM143 220H144L143 224L145 225V227L142 225V227L140 228L139 224H140V222H142ZM154 220L156 221L157 219H154ZM160 220H161V219H160ZM198 220L196 219L195 222H196V221L198 222ZM241 220H242V219H241ZM258 220H259V219H258ZM1 221H3V220H1ZM13 221H14V219H13ZM35 221H36V220H35ZM35 221L32 222V223H33L32 225L35 224V225H36V226L34 225L35 227H39V226L37 225V224H38V221H36L37 223H35ZM50 221H51V220H50ZM88 221H89V220H87V222H88ZM90 221H91V220H90ZM106 221H107V220H106ZM115 221H116V220H115ZM122 221H123V220H122ZM126 221H128V220H127V219L124 220V223H125ZM130 221L128 222V224H130ZM253 221H254V220H253ZM3 222H4V221H3ZM6 222H7V221H6ZM6 222H4V224H3L2 222H0V223H2L3 226H5V225L8 224V223H6ZM9 222H10V219H9ZM84 222H85V221H83V223H84ZM112 222H113V223H112ZM112 222H111V223H112L111 225H112V227H113V224H115V223H114V221H112ZM117 222H118V221H117ZM148 222H149V221H148ZM150 222H151V221H150ZM160 222H161V221H160ZM162 222H163V221H162ZM251 222H252V221H251ZM10 223H11V222H10ZM13 223H14V222H13ZM13 223H12V224H13ZM15 223H16V222H15ZM108 223H109V222H108ZM118 223H119V227H120L121 220H119ZM118 223H116V224L118 225ZM122 223H123V222H122ZM152 223H153V222H152ZM154 223H155V222H154ZM156 223H157V221H156ZM156 223H155V224H156ZM198 223H199V222H198ZM201 223H202V222H201ZM225 223H226V222H225ZM254 223L256 224L255 221H254ZM257 223H259V226L261 225V224H260V223H261L260 221H258ZM150 224H151V223H150ZM163 224H164V226H165V222H163ZM163 224H162V225H163ZM168 224H166V226H167V227H170V226H168ZM187 224H188V223H187ZM190 224L188 225L189 227H190ZM39 225H40V224H39ZM79 225H80V224H79ZM105 225H106V223H105ZM111 225H110V226H111ZM130 225H132V224H130ZM156 225H157V224H156ZM263 225H264V224H263ZM0 226H1V225H0ZM29 226H31V225H29ZM29 226H28V228H29ZM122 226H123V224H122ZM150 226H151V225H150ZM164 226H163V227H164ZM166 226H165V227H166ZM186 226H187V225H186ZM229 226H230V225H229ZM257 226H258V225H257ZM6 227H7V226H5V228H6ZM9 227H10V226H9ZM73 227H74V226L72 225V228H73ZM114 227H116V226H114ZM126 227H127V226H126ZM128 227H129V225H128ZM132 227H133V225H132ZM132 227H129V229L127 228V230L129 231ZM143 227H144V228H143ZM154 227H155V226H154ZM160 227L162 228V226H160ZM219 227H220V226H219ZM260 227H261V226H260ZM3 228H4V227H3ZM32 228H33V227H32ZM70 228H71V227H70ZM120 228H121V227H120ZM123 228H124V227H123ZM123 228H122V229H123ZM133 228H134V227H133ZM150 228H151V227H150ZM152 228H153V227H152ZM155 228H156V227H155ZM161 228H160V229H161ZM175 228H176V227H175ZM181 228H182V227H181ZM183 228H184V226H183ZM63 229H62V230H63ZM68 229H69V228H68ZM74 229L77 230V229H79V227H75ZM74 229H73V231H75ZM110 229H111V228H110ZM125 229H126V228H125ZM135 229H132V230H135ZM156 229H157V228H156ZM170 229H171V228H170ZM244 229H245V228H244ZM64 230H67V229L65 228ZM71 230H72V229H71ZM71 230H70V231H71ZM111 230H112V229H111ZM114 230H115V228H114ZM116 230H117V229H116ZM127 230H126L125 232H127ZM162 230L164 231V229H162ZM262 230H263V229H262ZM16 231H17V230H16ZM130 231H131V230H130ZM130 231H129V232H130ZM155 231H156V230H155ZM158 231H159V230H158ZM175 231H176V230H175ZM183 231H184V230H183ZM189 231H190V230H189ZM0 232H1V231H0ZM3 232H4V231H3ZM80 232H81V233L83 232L84 235L87 233L84 229H81ZM122 232H123V231H122ZM134 232H135V231H134ZM156 232H157V231H156ZM9 233H10V232H9ZM88 233H89V232H88ZM88 233H87V234H88ZM108 233H109V232H108ZM130 233L133 234L132 231H131ZM130 233H128V234H130ZM152 233H153V232H152ZM152 233H151V234H152ZM161 233H162V231H161ZM169 233H170V232H169ZM174 233H175V232H173V234H172V232H171L170 234H172V235L174 236ZM14 234H15V233H14ZM42 234H43V233H42ZM59 234H60V233H59ZM59 234H58V235H59ZM61 234H62V233H61ZM61 234H60V235H61ZM68 234H69V233H67V236H68ZM101 234H102V233H101ZM122 234H124V233H122ZM141 234H139V235H141ZM156 234H157V233H156ZM158 234H159V233H158ZM185 234H186V233H185ZM261 234H262V233H261ZM263 234H264V231H263ZM263 234H262V235H263ZM0 235H1V234H0ZM4 235H5V234H4ZM31 235H32V234H31ZM75 235H76V233H75ZM139 235H138V236H139ZM152 235H155V234H152ZM181 235H182V234H181ZM256 235H257V234H256ZM12 236H13V235H12ZM76 236H77V235H76ZM81 236H82V235H81ZM85 236H86V235H85ZM103 236H104V235H102V237H103ZM105 236H106V235H105ZM123 236H124V235H123ZM125 236H126V235H125ZM125 236H124V237H125ZM130 236H131V235H130ZM130 236H129V237H130ZM143 236H144V235H143ZM147 236H148V235H147ZM161 236H162V235H161ZM164 236H165V235H164ZM173 236H172V237H173ZM187 236H188V235H187ZM196 236H197V235H196ZM6 237H7V236H6ZM18 237H19V236H18ZM33 237H34V236H33ZM35 237H36V236H35ZM59 237H60V239H59L60 242L62 241V242L65 243L66 241L69 240V239L67 240V237H66L65 234H64V235H61V236H59ZM69 237H70V236H69ZM107 237H108V236H107ZM109 237H111V236H109ZM118 237H119V236H118ZM133 237H134V236H133ZM141 237H142V236H141ZM151 237H152V236H151ZM162 237H163V236H162ZM182 237H183V236H182ZM189 237H190V236H189ZM206 237H208V236H206ZM260 237H261V236H260ZM36 238H37V237H36ZM42 238H43V237H42ZM120 238H121V237H120ZM126 238H127V236H126ZM149 238H150V234H149ZM183 238H184V237H183ZM13 239H14V238H13ZM26 239H28V238H26ZM75 239H76V238H75ZM104 239H105V238H104ZM109 239H112V238H109ZM109 239H108V241H109ZM118 239H119V238H118ZM122 239H123V238H122ZM129 239H130V238H129ZM136 239H137V238H136ZM142 239H143V238H142ZM142 239H141V242H142ZM164 239H165V238H164ZM164 239H163V241H164ZM166 239H167V237H166ZM171 239H172V238H171ZM171 239H169V240L171 241ZM173 239H176V238L174 237ZM20 240H21V239H20ZM43 240H44V239H43ZM114 240H115V239H112V242H115L114 244H116L117 242L114 241ZM116 240H117V238H116ZM125 240H126V239H125ZM143 240H144V239H143ZM169 240H168V241H169ZM176 240H177V239H176ZM18 241H19V240H18ZM36 241H37V240H36ZM117 241H118V240H117ZM120 241H121V240H120ZM122 241H123V240H122ZM122 241H121V242H122ZM135 241H136V240H135ZM151 241H152V240H151ZM172 241H173V240H172ZM7 242H8V241H7ZM7 242H6V243H7ZM25 242H26V241H25ZM31 242H32V241H31ZM37 242H38V241H37ZM60 242H59V243H60ZM97 242H99V240H97L96 243H97ZM105 242H106V241H105ZM121 242L118 243L117 245L119 246V244H121ZM128 242H129V241H128ZM137 242H138V241H137ZM141 242H140V243H141ZM160 242H162V241H160ZM165 242H166V240H165ZM176 242H177V241H176ZM217 242H218V241H217ZM8 243H9V242H8ZM8 243H7V244H8ZM17 243H18V242H17ZM34 243H35V242H34ZM57 243H58V242H57ZM57 243H56V244H57ZM102 243H103V242H102ZM123 243H124V241H123ZM123 243H122V244H123ZM126 243H127V242H125V244H126ZM140 243H139V244H140ZM143 243H144V242H143ZM143 243H142V244H143ZM52 244H53V245H52ZM68 244H69V242H68ZM82 244H83V243H82ZM111 244H112V243H110V245H111ZM122 244H121V245H122ZM127 244H128V243H127ZM154 244H155V243H154ZM162 244H163V243H162ZM164 244H165V243H164ZM164 244H163V245H164ZM2 245H3V244H2ZM8 245H9V244H8ZM51 245H52L51 247H53V248L56 246L55 243H53V242L51 243ZM57 245H58V244H57ZM94 245H95V244H94ZM130 245H131V244H130ZM144 245H145V244H144ZM151 245H152V244H151ZM155 245H156V244H155ZM163 245H162V247H163ZM66 246H67V245H66ZM108 246H109V245H108ZM114 246L116 247V245H114ZM118 246H117L116 248H118ZM123 246H125V245H123ZM127 246H128V245H127ZM145 246H146V245H145ZM41 247H42V246H41ZM51 247H50V249H51ZM88 247H89V246H88ZM92 247H93V246H92ZM110 247H113V244H112ZM115 247H114V248H115ZM121 247H122V246H121ZM136 247H137V246H136ZM138 247H140V245H139ZM138 247H137V249H138ZM151 247H152V246H151ZM154 247H155V246H154ZM42 248H43V247H42ZM130 248H133V247H130ZM143 248H145V247H142V249H143ZM148 248H149V247H148ZM148 248H147V249H148ZM31 249H32V248H31ZM43 249H44V248H43ZM135 249H136V248H135ZM140 249H141V248H140ZM152 249H154V248H152ZM161 249H162V248H161ZM150 250H151V249H150ZM155 250H156V249H155ZM51 251H52V249H51ZM51 251H50V252H51ZM71 251H72V250H71ZM141 251H142V250H141ZM34 252H36V251H34ZM73 252H75V251H73ZM139 252H140V251H139ZM153 252H154V251H153ZM46 253H47V251H46ZM75 253L77 254V252H75ZM78 253H79V252H78ZM103 253H105V252H103ZM100 254H101V253H100ZM149 254H150V253H149ZM153 254H154V253H153ZM158 254H159V253H158ZM211 254H212V253H211ZM66 255H67V254H66ZM102 255H103V254H102ZM150 255H151V254H150ZM45 256H46V255H45ZM49 256H50V255H49ZM49 256H46V257L49 258ZM51 256H53V255H51ZM40 257H41V256H40ZM40 257H39V258H40ZM59 257H60V255H59ZM80 257H81V256H80ZM127 257H128V256H127ZM156 258H157V257H156ZM62 259H63V258H62ZM66 259H67V256H66ZM66 259H65V260H66ZM102 259H103V258H102ZM50 260H51V259H50ZM59 260H60V259H59ZM157 260H158V259H157ZM0 261H1V260H0ZM38 261H39V260H38ZM55 261H56V260H55ZM55 261H54V262H55ZM78 261H79V260H78ZM151 261H152V260H151ZM166 261H167V260H166ZM62 262H63V261H62ZM51 263H52V262H51ZM63 263H64V262H63ZM111 263H112V262H111ZM32 264H33V263H32ZM154 264H155V263H154Z\"/></svg>",
	"mask_w": 264,
	"mask_h": 264
}]
</instances>
